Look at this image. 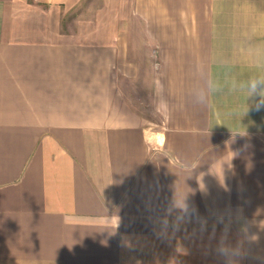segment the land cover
Segmentation results:
<instances>
[{
	"label": "crops",
	"instance_id": "crops-1",
	"mask_svg": "<svg viewBox=\"0 0 264 264\" xmlns=\"http://www.w3.org/2000/svg\"><path fill=\"white\" fill-rule=\"evenodd\" d=\"M261 100L264 0H0V264H264Z\"/></svg>",
	"mask_w": 264,
	"mask_h": 264
},
{
	"label": "clouds",
	"instance_id": "clouds-1",
	"mask_svg": "<svg viewBox=\"0 0 264 264\" xmlns=\"http://www.w3.org/2000/svg\"><path fill=\"white\" fill-rule=\"evenodd\" d=\"M250 87H251V90L253 92H255V90L257 89V82L256 81L251 82ZM261 109H264V100L259 101L255 105V109L254 110L260 111ZM220 252H221L222 255H225L226 254L223 247L220 249Z\"/></svg>",
	"mask_w": 264,
	"mask_h": 264
}]
</instances>
